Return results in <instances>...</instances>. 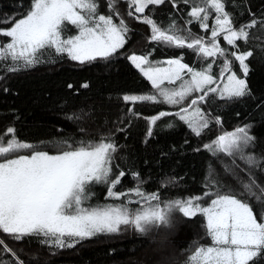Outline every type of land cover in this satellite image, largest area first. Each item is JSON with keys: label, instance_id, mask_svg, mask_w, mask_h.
<instances>
[{"label": "snow or ice", "instance_id": "snow-or-ice-1", "mask_svg": "<svg viewBox=\"0 0 264 264\" xmlns=\"http://www.w3.org/2000/svg\"><path fill=\"white\" fill-rule=\"evenodd\" d=\"M126 2L130 9L128 16L140 14L135 19L150 26V41L168 47H187L201 60H211L197 70L182 62L183 55L164 61L150 60L151 53L127 55L126 59L150 82L154 91L124 95L125 102L183 105L187 98L200 93L174 113L199 137L212 123L199 103L206 102L210 94L229 101L251 94L247 83L250 65L246 61L254 57L253 50L229 52L220 46L218 37L223 35L226 44L236 48L237 41L246 42L253 29L259 27L264 31V18H252L236 27L221 0H183L191 5L187 23L197 22L202 30L210 31V37L205 38L190 29L178 28L174 20L162 28L152 16L144 14L150 5H163L165 0ZM171 2L175 7L176 0ZM108 5L109 14H102L99 0H32L29 9L22 11L19 18L15 15L7 18L9 26L0 27V69L18 73L55 63V58L63 55L80 64L118 55L127 43L129 28L123 18L119 23L114 22L113 0H108ZM212 10L215 18L209 28ZM69 25L76 30L75 34H69ZM252 35L261 38L255 33ZM218 59L222 88L212 73ZM234 62H238L243 78L233 70ZM169 115L173 113L160 111L146 118L147 136L151 137L153 126ZM215 121L221 123L219 117ZM172 126V123L167 125ZM252 127L251 123L237 126L203 145L211 157L220 153L231 157V164L218 161L221 173L208 162L206 190L202 195L162 200L158 190L146 194L139 185L125 191L116 190L126 175L135 181L139 173L120 169L115 179L112 178L118 146L110 137L71 144L61 141L49 151L21 142L14 134V127L9 126L5 129L7 139L0 134V233L17 243L36 238L41 245L65 250L98 235L119 234L131 228L146 238L154 233L159 236L153 243L163 256L162 250L167 248L169 236L178 226L177 213L188 220L199 215L202 217L199 226L210 242L196 247L187 264H261L264 261V184L258 180L257 172L264 174V155L249 151L257 140L250 132ZM24 150L27 154L14 155ZM94 184L107 185L105 200L119 202L90 203ZM0 254V264H24L4 239H0ZM155 264H168V261L160 259Z\"/></svg>", "mask_w": 264, "mask_h": 264}, {"label": "trees", "instance_id": "trees-1", "mask_svg": "<svg viewBox=\"0 0 264 264\" xmlns=\"http://www.w3.org/2000/svg\"><path fill=\"white\" fill-rule=\"evenodd\" d=\"M31 2L0 0V27L9 26L7 18L14 15L19 18L22 11L29 9ZM224 4L236 27L252 18H264V0H224ZM100 6L104 13L109 14L108 0H101ZM113 7L114 22L119 23V19L123 18L129 32L124 49L111 59L80 64L63 55L56 57L55 63H45L18 73L0 69V76H3L0 79V134L5 139L8 137L5 129L9 126L14 127V134L21 142H30L49 151L61 141L71 144L110 137L118 146L112 164V178L115 179L120 169L139 173L135 181L126 175L116 190L125 191L139 185L146 194L158 190L162 200L202 195L206 190L204 185L208 162L211 161L221 173L218 161L231 164V157L223 153L211 157L203 149L205 143L213 141L225 131H233L237 126L251 123L253 127L250 132L257 140L249 151L264 155V31L253 29L246 42L237 41L236 48L227 45L223 35L218 37L220 46L229 52L253 50L254 57L246 61L250 65L247 83L251 94L230 101L219 99L216 94L209 95L206 102L198 106L212 119V123L197 137L174 115L181 107L187 106L197 93L187 98L183 105L172 109L164 103L133 104L123 100L124 95L154 91L150 82L126 56L151 53L152 59H156L179 58L183 55L182 62L197 70L210 62L211 58L206 62L187 47H168L150 41V26L135 19L140 14L128 16L130 9L126 0H113ZM190 8L191 5H186L183 0H176L175 7L171 0H165L163 5H150L144 14L152 16L162 28L174 20L178 28L190 29L195 35L209 38L210 31L202 30L199 23H187ZM250 13L255 14L254 17ZM212 26L209 23V28ZM252 33L261 38H253ZM219 63L218 59L212 69L217 78ZM233 70L243 76L238 62L233 63ZM217 83L220 85L222 81L218 78ZM85 84L88 86L83 87ZM5 88L8 90L5 91ZM160 111L173 115L159 120L153 126L152 136L148 137L146 118ZM216 117L220 118L221 123L215 121ZM169 123L173 126L167 127ZM197 148L201 150L195 151ZM237 163L244 167L239 160ZM257 178L264 184V174L257 172ZM170 180L173 182L170 183ZM106 189L107 185H92L91 192L94 195L90 203L119 202L111 199L106 201ZM176 218L178 226L169 236L168 246L162 250L163 256L153 243L154 239L159 240V236L154 233L152 237L146 238L131 228L119 234H101L65 250L41 245L36 238H26L24 242L17 243L0 233V239L7 241L24 264H155L160 259H165L168 264H187L195 248L207 245L210 240L199 226L202 223L199 215L188 220L177 213Z\"/></svg>", "mask_w": 264, "mask_h": 264}, {"label": "rangeland", "instance_id": "rangeland-1", "mask_svg": "<svg viewBox=\"0 0 264 264\" xmlns=\"http://www.w3.org/2000/svg\"><path fill=\"white\" fill-rule=\"evenodd\" d=\"M100 2H101V0H99V5H100ZM221 2L222 3H224V0H221ZM134 10V9H133ZM99 11L102 13V14H108V13H104L103 12V8L100 6L99 7ZM214 18H215V12L212 10V11H210V16H209V21H208V24L210 23V24H214ZM259 28V27H258ZM257 28V29H258ZM68 29H69V34H75L76 33V30L72 27V26H68ZM136 55H142V54H136ZM153 58V56H150V60H152V61H164V60H166V59H169V58H156V59H152ZM239 75V74H238ZM241 76V75H240ZM241 78H243V76H241ZM221 88L223 87V82L219 85ZM198 95H200V93H197ZM197 95V96H198ZM210 95H212V94H210ZM196 97V96H195ZM194 97V98H195ZM187 100V99H186ZM185 100V101H186ZM184 101V102H185ZM167 105V104H166ZM169 108H175V107H177L178 105H167ZM8 138V137H7ZM6 138V139H7ZM18 154H27V150H24V151H22V152H20V153H16V154H14V155H18ZM111 203H118V202H111ZM194 255V254H193Z\"/></svg>", "mask_w": 264, "mask_h": 264}, {"label": "water", "instance_id": "water-1", "mask_svg": "<svg viewBox=\"0 0 264 264\" xmlns=\"http://www.w3.org/2000/svg\"><path fill=\"white\" fill-rule=\"evenodd\" d=\"M178 111H179V110H178ZM178 111H177V112H178Z\"/></svg>", "mask_w": 264, "mask_h": 264}]
</instances>
